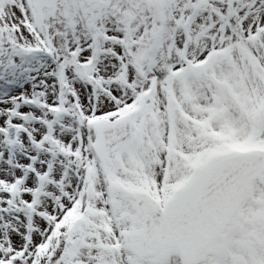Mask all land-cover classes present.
Returning a JSON list of instances; mask_svg holds the SVG:
<instances>
[{
    "label": "snow or ice",
    "instance_id": "1",
    "mask_svg": "<svg viewBox=\"0 0 264 264\" xmlns=\"http://www.w3.org/2000/svg\"><path fill=\"white\" fill-rule=\"evenodd\" d=\"M0 264H264V0H0Z\"/></svg>",
    "mask_w": 264,
    "mask_h": 264
}]
</instances>
